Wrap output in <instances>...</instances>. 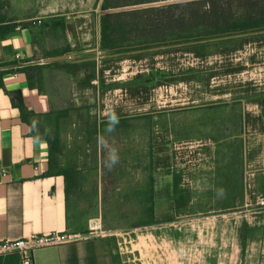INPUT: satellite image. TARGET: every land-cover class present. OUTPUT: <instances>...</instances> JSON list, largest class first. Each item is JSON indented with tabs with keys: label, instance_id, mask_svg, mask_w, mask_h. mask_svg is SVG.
Listing matches in <instances>:
<instances>
[{
	"label": "crops",
	"instance_id": "1",
	"mask_svg": "<svg viewBox=\"0 0 264 264\" xmlns=\"http://www.w3.org/2000/svg\"><path fill=\"white\" fill-rule=\"evenodd\" d=\"M102 3L99 0L94 6L91 0L76 1L70 7L59 6L47 20L27 25L6 14L0 0V241L35 235L66 236L67 240L59 244L36 249L34 264H264V205L259 203L264 187L256 201L245 198L241 209H236L237 201L217 207L229 212L214 218L213 255L199 246L201 242L191 239L196 235L190 234L184 220L104 231L92 227L70 229L67 181L60 171L49 174L51 157L59 163L58 170L81 168L90 166L92 158L101 162L103 153L115 148V154L127 162L128 178L134 180L128 184V192L133 195L128 204L133 208L140 202L136 194L150 185L153 169L154 209L159 218L157 138L155 134L154 138L149 136L150 128L155 127L134 123L126 132L121 126L105 125L102 129L106 136L95 141L88 138L82 115H97L98 123L103 118L87 106L78 107V98L74 97L77 64L83 67L118 55L114 49L102 47L101 21L110 13L102 9ZM68 55L76 58L48 61ZM122 132L125 137H133L111 144L110 135L122 139ZM96 144L97 155L93 148ZM187 162L180 164L183 185L192 183L199 188L198 193H206V189L201 191L205 187L198 170L201 164L189 175ZM169 169L165 173L170 194L167 205L181 209L173 194L174 174L179 170L174 166ZM258 176L264 181V172ZM74 186L70 193L73 202L79 188L77 183ZM99 193L101 197V188ZM122 202L119 200V205ZM98 208L102 209L101 200ZM191 243L199 246L196 257L184 253ZM0 264H22V255L0 254Z\"/></svg>",
	"mask_w": 264,
	"mask_h": 264
},
{
	"label": "rangeland",
	"instance_id": "2",
	"mask_svg": "<svg viewBox=\"0 0 264 264\" xmlns=\"http://www.w3.org/2000/svg\"><path fill=\"white\" fill-rule=\"evenodd\" d=\"M76 1L83 0H3V6L10 17L36 25L59 6L70 7ZM91 1L94 6L99 3ZM142 1L109 11H132L131 19L149 22L148 30L156 33L169 18L185 19L182 4L193 0ZM255 1L264 5V0ZM119 47L123 52L110 59L76 65L75 102L99 112L101 118L123 117L130 125L150 123L155 127L158 219L184 220L190 234L196 235L191 239L213 255L214 218L229 212L217 207L237 201L236 209H241L245 198L256 201L264 187L263 179L258 178L264 172V31L177 45L168 39L134 40ZM125 136L123 132L122 139L110 135V143L133 137ZM112 152L106 154L108 159ZM183 161H189L185 166L190 165L189 175L201 164L198 170L205 184L201 191L207 192L198 193L199 188L185 183L183 189L191 199L180 204L181 210H174L167 205L170 194L165 173L171 166L180 170ZM96 223L103 230L101 217L79 215L71 220L70 229H89ZM199 246L191 243L184 253L196 257Z\"/></svg>",
	"mask_w": 264,
	"mask_h": 264
},
{
	"label": "trees",
	"instance_id": "3",
	"mask_svg": "<svg viewBox=\"0 0 264 264\" xmlns=\"http://www.w3.org/2000/svg\"><path fill=\"white\" fill-rule=\"evenodd\" d=\"M144 2L142 0L131 2L103 0L102 9L111 10ZM198 5L199 7H197ZM182 6H184V12L187 14L185 19L179 17L174 19L173 17L170 21L169 18V23L167 25L162 24L163 27H159L156 33H151L148 30L149 22L131 19V15L134 14L131 13L132 11L109 13L101 21L102 47L114 49L116 53H120L123 52V49L119 47L120 45L133 42L134 40L150 42L155 38L160 41L168 39L172 42V45H177L178 43H202L264 31V5L257 4L255 0H193L183 3ZM164 34H166L165 37H163ZM24 70L28 71L29 69ZM82 118L87 125L86 134L88 138H93L95 141L105 135L103 133L105 131L102 129L105 125L112 128L121 126L126 129V132L129 129V123L123 117H115V122L111 118H103L100 123H98L97 115L88 113L87 115H82ZM151 130L150 128L149 136L154 138L156 135L155 130ZM93 148H95L94 153L97 155V144ZM53 149L54 147L51 144V153ZM142 165L144 163H141ZM151 165L153 166V163ZM84 166L58 170L59 163L52 157L50 159L49 174L60 171L67 181L69 226L73 217L76 218L79 215L87 219L101 217L103 230L139 227L172 220L163 219L161 221L155 217L153 169H150V185L142 188L140 194H136L140 202L136 205V208H133L132 204H128V201L133 197L132 193L128 192V184L134 183V180L128 178L129 172L126 169V161L120 157L113 163L103 153L101 162L92 158L91 165L88 167ZM142 169L145 172L149 170L148 168ZM182 181V173L179 170V173L174 174L173 181V194L177 203L187 202L191 199L188 191L183 189L184 182ZM76 183L79 187L77 190L78 197L73 202L70 193ZM262 195H264V192H262ZM99 198H101L102 209L98 208ZM119 200L123 201V205H119Z\"/></svg>",
	"mask_w": 264,
	"mask_h": 264
},
{
	"label": "built area",
	"instance_id": "4",
	"mask_svg": "<svg viewBox=\"0 0 264 264\" xmlns=\"http://www.w3.org/2000/svg\"><path fill=\"white\" fill-rule=\"evenodd\" d=\"M259 203L264 205V198L259 199ZM93 230H102L101 225L96 223ZM67 240L66 236L51 235H35L29 238H23L15 241H0V254L19 253L22 255V264H34L33 252L44 246L56 245L61 241Z\"/></svg>",
	"mask_w": 264,
	"mask_h": 264
},
{
	"label": "water",
	"instance_id": "5",
	"mask_svg": "<svg viewBox=\"0 0 264 264\" xmlns=\"http://www.w3.org/2000/svg\"><path fill=\"white\" fill-rule=\"evenodd\" d=\"M76 58L75 55H68V56H63V57H59V58H51L48 61L49 62H53V61H59V60H74Z\"/></svg>",
	"mask_w": 264,
	"mask_h": 264
},
{
	"label": "clouds",
	"instance_id": "6",
	"mask_svg": "<svg viewBox=\"0 0 264 264\" xmlns=\"http://www.w3.org/2000/svg\"><path fill=\"white\" fill-rule=\"evenodd\" d=\"M111 119H112L113 122L116 121V118L114 116ZM110 156H111L112 162L115 163V161H116V155H115V153L114 152L111 153Z\"/></svg>",
	"mask_w": 264,
	"mask_h": 264
}]
</instances>
